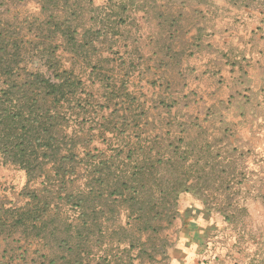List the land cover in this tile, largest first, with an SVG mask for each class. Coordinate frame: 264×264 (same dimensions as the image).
Segmentation results:
<instances>
[{
	"label": "trees",
	"instance_id": "16d2710c",
	"mask_svg": "<svg viewBox=\"0 0 264 264\" xmlns=\"http://www.w3.org/2000/svg\"><path fill=\"white\" fill-rule=\"evenodd\" d=\"M125 9L98 7L93 0L88 5L80 0H48L50 32L44 42L49 45L48 37L50 41L59 37L63 51L75 61L70 68L64 67L54 49L61 45L51 42L44 50L48 53L44 65L49 62L50 75L22 65L24 56L36 50L34 43L39 41L20 39L13 26L0 27V164L24 170L27 178L25 187L16 193L21 204L16 199L0 202L1 238L10 240L18 230L26 238L46 229L52 235L58 230L65 234L70 229L63 206L75 212L79 207L109 206L116 217L125 215L127 219L110 237L131 242L128 257L135 248L142 259L148 255L154 258L161 249L165 250L162 254L167 253L170 242L162 231L177 219L182 192L192 191L205 205L210 197L225 200L233 196L234 189L235 195L239 194L236 184L241 182L233 175L238 166L223 161L234 157V149L220 148V142H230L229 130L222 131L217 140L203 128L187 139L165 135L161 141L154 139L151 146L143 143L142 129L149 124L146 103L131 85L138 63L130 59L125 68V54L118 49L127 43L122 30L127 19L110 20V15L122 14ZM116 32L119 38L114 36ZM104 36L109 42L102 49L100 38ZM102 50L112 57L110 72L100 69L96 54ZM75 64L89 68L92 85L103 86L102 99L100 93L87 89ZM160 103L171 113L177 102L164 99ZM69 128L72 133H67ZM95 137L101 148L92 146ZM80 165L84 171L77 175ZM75 177L83 181L77 184ZM32 182L35 185L31 186ZM228 204L225 201L218 206L227 220ZM100 214L95 211L93 215L98 218ZM84 229L88 234L103 232L100 225ZM105 232L107 235L109 230Z\"/></svg>",
	"mask_w": 264,
	"mask_h": 264
},
{
	"label": "crops",
	"instance_id": "0c3cea01",
	"mask_svg": "<svg viewBox=\"0 0 264 264\" xmlns=\"http://www.w3.org/2000/svg\"><path fill=\"white\" fill-rule=\"evenodd\" d=\"M93 2L98 7L126 8L122 14L110 15V20L127 19L122 29L127 43L118 49L125 54V68L130 59L138 63L131 80L147 95L149 124L142 129L143 143L151 146L154 139L161 141L165 135L187 139L203 128L217 140L222 131L229 130L230 142H220V148L234 149L236 157L233 154L223 161L238 166L233 174L242 182L238 195L242 199L248 196L246 182L264 181V0ZM119 35L114 33L116 38ZM164 99L176 100L171 113L160 106ZM251 193L258 197L263 192L255 187ZM180 197L200 202L202 206L197 207L202 212L224 219L221 209L203 204L192 191L182 192ZM76 209L62 208L70 229L65 234L58 230L52 235L46 229L26 238L18 230L10 240L16 239L17 245L26 243L27 247L11 252L10 257L15 254L28 264H180L172 247L166 254L161 249L154 258L148 255L144 259L133 248L128 257L131 242L121 241L116 235L110 237L111 231L126 224L125 215L116 217L109 206ZM245 210L251 212L248 205ZM95 211L101 212L98 218L93 215ZM86 225H100L103 232H83ZM105 229L109 230L107 235ZM260 239L256 236L253 244L257 246ZM17 252L21 254L17 256ZM186 256V264H194L190 251Z\"/></svg>",
	"mask_w": 264,
	"mask_h": 264
},
{
	"label": "rangeland",
	"instance_id": "374dc122",
	"mask_svg": "<svg viewBox=\"0 0 264 264\" xmlns=\"http://www.w3.org/2000/svg\"><path fill=\"white\" fill-rule=\"evenodd\" d=\"M80 2L82 5H88L89 0H80ZM58 9L61 14L60 8ZM46 21H48V0H0V27L13 26V30L18 33L20 39L24 38L26 41L35 39L36 42L39 41L38 44L34 43L37 46L36 50H31L30 53L24 56L22 65L26 64L27 68L32 70L40 68L50 75L52 69L49 67V62L48 66L44 65L48 58V53L44 52V50L46 46H50L51 42L53 45H61V47L54 49H56V55L61 56L60 62L64 67L70 68L75 61L74 59L72 60L68 51H63L64 48L59 37L54 41H50L48 37L49 45L44 42V39H47L46 35L50 32V26L47 25ZM100 40L103 41L100 45L103 46L101 47L103 49L108 45L109 38L104 36ZM32 47L33 44L31 45ZM96 56L101 61L100 69L110 72L111 61L109 58L112 57H110L108 50H102ZM75 68H77V72L82 73L83 80L88 84L87 89L90 88L97 95L100 93V99H102L101 95L104 94V88L100 83L92 85L88 75L89 68L83 69L77 65ZM119 73L122 74L123 72L120 71ZM119 73H117L118 77H120ZM131 85L133 91L137 90L139 97L142 98L143 102L145 100L144 103H146L147 95L141 89L142 86L135 84V82L132 83V80ZM137 85H139V88ZM129 89L131 90V88ZM124 98L122 97L120 101L123 102ZM68 130L69 132L67 133L73 132L70 128ZM94 145L100 148L102 146L97 137L92 143V146ZM234 155L236 157V153ZM83 171L84 165H80L75 174H82ZM75 178L74 182L77 184L83 181L81 177ZM26 179L24 170L15 166H3L0 164V202L16 199L18 204H21L22 199L16 193L25 187ZM246 184L248 188L246 191L249 195L245 196L244 199L239 198L237 194L235 195V189L234 195L226 197L225 200L224 197L208 198V206L210 207L218 208L219 204L225 201L229 203L228 210L230 212L226 211L229 216L228 220L225 218L226 215L224 213V219L221 220L222 218L219 216L216 217V215L202 212L197 207L202 206L200 202L197 203L187 197L179 198L177 206L179 207L178 210L181 208V211H178L179 218L169 225L168 228L164 224L165 228L162 234L171 244L168 249L171 247L175 248L173 253L180 260V264H186L188 251H190L191 260L194 264H264V181H260L257 184L251 180L246 182ZM32 185H35V183L32 182ZM236 185L239 186L241 184ZM255 187H259L263 192L258 197L252 196L251 193ZM9 202L7 201L8 204ZM246 205L251 209L248 214L245 210ZM252 206H255V209ZM244 225H246L245 228ZM256 236L263 238L260 239L257 246L253 244ZM15 241L16 239L6 240L0 238V264H28L27 261L20 259V257H15V254H13L14 257H10V253L15 251V248L27 247L26 243L20 244V246ZM19 254L17 252V256Z\"/></svg>",
	"mask_w": 264,
	"mask_h": 264
}]
</instances>
